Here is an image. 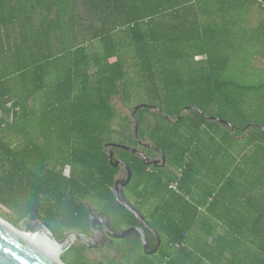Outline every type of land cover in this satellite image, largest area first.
<instances>
[{"label":"trees","instance_id":"trees-1","mask_svg":"<svg viewBox=\"0 0 264 264\" xmlns=\"http://www.w3.org/2000/svg\"><path fill=\"white\" fill-rule=\"evenodd\" d=\"M134 116L165 165L113 145L150 157ZM105 146L163 239L157 257L133 240L127 264H264V0H0V215L59 242L93 210L136 224ZM89 250L61 258L119 264Z\"/></svg>","mask_w":264,"mask_h":264},{"label":"water","instance_id":"water-1","mask_svg":"<svg viewBox=\"0 0 264 264\" xmlns=\"http://www.w3.org/2000/svg\"><path fill=\"white\" fill-rule=\"evenodd\" d=\"M200 109L207 117L212 119H219L225 122L228 120L220 117L209 115L204 112L200 107L194 106ZM139 106L135 109L134 114L137 112ZM160 112L161 109H159ZM135 122V135L138 137L140 122L139 119L134 116ZM119 148L128 150L135 154H139L138 150L128 145L113 144ZM153 147V146H152ZM105 148L109 151L110 161L114 166H122L126 170V178L119 179L115 183L114 194L117 202L128 209L137 220L142 224L141 227H130L123 230H114L113 223L109 215L98 216L91 221V233L86 234L82 232L72 231L66 234L62 242L57 241L51 229H49L44 223H41L35 228V231H44L59 247V259L54 260L48 256L44 251L29 243L23 239L19 234L21 229L14 226L9 220L0 215V264H66L61 255L66 252L73 244H83L88 249H100L104 245L111 243L112 238L122 239L130 236L133 232H138L141 236V243L144 246L145 251L150 248L148 241V233H153L160 239L159 232L155 230L150 223L146 220L145 216L142 215L131 203L126 201L122 195L123 189L130 183L133 173L130 165L123 159L115 158V153L112 148ZM164 154V153H163ZM145 158L146 162H149V158L146 155L141 154ZM155 164V161H150ZM103 224L105 231L97 228L96 225ZM11 226V227H10ZM156 250H154L155 252Z\"/></svg>","mask_w":264,"mask_h":264},{"label":"flooded vegetation","instance_id":"flooded-vegetation-1","mask_svg":"<svg viewBox=\"0 0 264 264\" xmlns=\"http://www.w3.org/2000/svg\"><path fill=\"white\" fill-rule=\"evenodd\" d=\"M137 140H138V142H139V144H140L141 147H147V148H150V149L152 148V150H153V152L150 153V157H148L145 153L142 152V150H138L136 148L138 150V153H139L138 155H141V154L146 155L149 158L150 161H155L156 162L155 165H165L166 164V157H165V155L163 154V152L160 149H158L157 147H155L154 145H152L149 142H146V141L144 142V141L140 140L139 137H137ZM141 157H143V156H141ZM122 172H124V176H120V174H122ZM120 174H119V179L126 178V170H125V168H122L121 169ZM92 214L93 215H92L91 221L93 219L97 218L98 216H104L105 215V214H102V213H100L98 211L96 212L94 210H93V213ZM38 225H36V227ZM134 226L135 227H141L142 224H141V222L139 220H137V223L134 224V225H132V226H130V227H134ZM96 227L97 228L99 227L100 229H102L103 231H105V227H104L103 224L96 225ZM130 227H127V228H124V229H128ZM113 229L116 230L114 228V225H113ZM116 231H118V230H116ZM82 233H86V234H90L91 233V223H90V230L88 232H82ZM159 236H160V234H159ZM137 239L140 240V242H141V236H140V234L138 232H133L130 236H128L126 238H122V239L112 238L111 243H108V244L104 245L100 249H94V250H91L90 249L89 252L93 254V253L98 252V251L99 252L100 251H105L107 253H109V251H114L115 252V255H116V257H118V259L116 260L115 257H113V256L112 257L116 260V262L120 263V261L124 260V253L120 251L121 248L124 251V246H126L125 248L128 251L131 248V242L133 240H137ZM122 241H126L125 242L126 244H124L123 247L120 246V243H122ZM148 241H149V244H150V248L147 251H145L144 246L141 243L142 244V250L144 251V253H146L147 255H150V256L157 255V254H159V256H160V250H161V248L163 246V239H162V237L160 236V239H158L157 236L154 235L153 233H148ZM77 244H79V243H77ZM154 250H156V251L154 252ZM129 255L130 254H127L126 256L129 257Z\"/></svg>","mask_w":264,"mask_h":264},{"label":"rangeland","instance_id":"rangeland-1","mask_svg":"<svg viewBox=\"0 0 264 264\" xmlns=\"http://www.w3.org/2000/svg\"><path fill=\"white\" fill-rule=\"evenodd\" d=\"M98 47H99V45H98ZM99 50H101V48L99 49ZM134 104V106H140V105H142V104H144V105H149V103H150V101L149 100H142L141 98H138V99H135L134 100V102H133ZM119 110H120V113L122 114V115H128V116H132V111L130 110V109H128V108H126L125 106H120V108H119ZM133 153V152H132ZM65 173L66 174H69V168H66V171H65ZM120 176H124V172H122V174H120ZM7 210L3 205H1L0 204V210ZM41 221L40 220H31V219H28V220H26L25 222H22L21 223V230H23V231H27V229H31V231H27V232H35V228H36V225H38L39 223H40ZM42 223V222H41ZM126 241H122V243H120V246L121 247H123L124 246V244H126L125 243ZM126 246H124V251H123V249H122V251H123V253H124V260H122V261H120V263L119 264H127L128 263V260H130L126 255H127V249L125 248ZM100 254H101V252H95V253H90L89 255H90V257L92 258V260H94V261H96L97 260V258H99L100 257ZM109 254L111 255V256H113V257H115L116 258V260L118 259V257H116V255H115V252L114 251H109ZM159 254H157L156 255V257L158 256Z\"/></svg>","mask_w":264,"mask_h":264},{"label":"bare ground","instance_id":"bare-ground-1","mask_svg":"<svg viewBox=\"0 0 264 264\" xmlns=\"http://www.w3.org/2000/svg\"><path fill=\"white\" fill-rule=\"evenodd\" d=\"M18 234L23 239L28 241L29 243L33 244L34 246H36L39 249H41L42 251H44L52 259L58 261V259H59V247L49 237V235L47 233H45L44 231H38V232H36V231L35 232L22 231L21 233L18 232Z\"/></svg>","mask_w":264,"mask_h":264},{"label":"built area","instance_id":"built-area-1","mask_svg":"<svg viewBox=\"0 0 264 264\" xmlns=\"http://www.w3.org/2000/svg\"><path fill=\"white\" fill-rule=\"evenodd\" d=\"M174 189H176L177 188V184L175 183V184H173V186H172Z\"/></svg>","mask_w":264,"mask_h":264},{"label":"crops","instance_id":"crops-1","mask_svg":"<svg viewBox=\"0 0 264 264\" xmlns=\"http://www.w3.org/2000/svg\"><path fill=\"white\" fill-rule=\"evenodd\" d=\"M131 258V257H130Z\"/></svg>","mask_w":264,"mask_h":264}]
</instances>
